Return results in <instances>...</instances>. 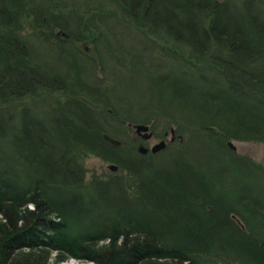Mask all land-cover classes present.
Here are the masks:
<instances>
[{"label":"trees","instance_id":"obj_1","mask_svg":"<svg viewBox=\"0 0 264 264\" xmlns=\"http://www.w3.org/2000/svg\"><path fill=\"white\" fill-rule=\"evenodd\" d=\"M33 1L0 0V114L17 111L23 101L49 100L56 92H66L67 83L76 85L80 95L65 93L66 101L50 100L56 113L41 116V123L29 114L18 128L17 112L4 116L9 124L0 127V264H59L71 257L94 264H264V166L227 144L231 138L264 143V0H141L136 7L127 5L130 0L115 2L122 17L186 48L180 74L191 84L182 106L193 108L199 120L181 118L190 128L184 150L175 155L184 154L195 137L209 147L215 139L223 147L217 151L224 161H241L247 172H259L260 197L248 189L233 206L226 204L228 194L216 179L184 173L181 181H168L156 165L150 172L143 155L133 152L111 157L128 170L127 177L95 175L86 180L88 156L108 160L106 152L124 145L115 146L105 137L108 104L101 109L93 104L107 102L99 93L103 83L88 89L73 75L48 72L33 60L26 43L15 38L25 27L22 21L33 16L29 12L38 10L30 6ZM157 6L163 9L157 11ZM97 10L96 16L118 15L102 7ZM156 12L174 17L162 18L160 24L150 16ZM54 14L42 23L50 27L57 21L72 32L79 29L74 30L71 19ZM33 61L39 67L26 71ZM104 88L110 93L113 87ZM108 112L119 121L131 120L116 108ZM12 132L21 140L16 148L28 143L37 155L34 176L22 177L20 165L8 166L4 142ZM176 134L183 137L179 127Z\"/></svg>","mask_w":264,"mask_h":264},{"label":"rangeland","instance_id":"obj_2","mask_svg":"<svg viewBox=\"0 0 264 264\" xmlns=\"http://www.w3.org/2000/svg\"><path fill=\"white\" fill-rule=\"evenodd\" d=\"M117 1L34 0L30 3V6L32 8L38 7V10L36 12L34 11L35 9L31 10L29 14L33 16L28 20L20 15V19H25L22 21L25 27L15 34V38L18 37L26 43L28 48L25 46V49L29 52L31 51L33 60L44 67H48V72L56 71L61 76L73 75L74 80L85 82L88 89L95 88L97 83L100 82L104 84L103 88H100L99 93H102V97L107 102L96 100L93 104L96 108L98 107L97 109H101V106L108 104L105 109V122H103L102 128L106 129L105 131L110 135L109 137L117 138L124 146L119 149H117L118 147L116 149L113 147L110 152H106L108 160H104L94 154L88 156L85 161L87 168L86 180L90 181L95 175L103 179L113 174L127 177L128 170L119 168L120 163L111 159L112 155L116 154V152L118 155L119 153H126L127 156H130V152L140 154L138 151L140 143L135 139L138 134L134 132L133 128L121 124L117 117L114 118L109 115L108 111L116 108L133 119V122H144L146 124V121L134 120L149 119L150 122L148 124L151 125V129L154 132L150 142L148 144L145 143L149 148L165 138V133L170 126L176 128V130L179 127V133L183 135L182 138L177 135L176 141L174 140L175 142L171 143V134H169L166 137L169 147L162 154H147L142 157L144 164L148 165V167L149 165L151 166L150 172H152V166L156 165L158 167L157 170L161 171L168 181H181L184 173L191 174L196 179L199 178L200 174H203L205 178H214L219 181L221 187L227 192L228 195L225 196V202L228 206H233L236 200L240 196L245 195L244 193L248 189H254L260 197L262 188L258 180L259 172L255 174L247 172L241 161H224L222 155L217 151L218 147H223L215 139L209 147L200 137H195L189 142L184 154L175 155V152L184 150L188 140L187 131L190 128L181 118L191 123H196L199 120L198 114L193 111V108L182 106L183 97L190 96L188 86L191 84L190 79L186 80L185 76L180 74L181 70L185 68L182 57L185 55L183 50H186V48L179 49L178 45L150 33L147 28L144 26L140 27L128 17H122L123 14L118 11L115 3ZM139 1L141 0H130L127 5L136 7ZM123 3L121 2V4ZM167 5H164V7L166 8ZM98 7H102L105 11L117 12L118 15H115L117 17L96 16L100 12L97 10ZM161 9L163 8L158 7L156 10ZM67 11H78L80 14L67 13ZM54 13H65L63 15H67L73 21L74 30L77 27L81 28L85 38L82 33L78 41H87L86 54L88 57L97 58L95 61L81 55L73 45L61 46L50 42L51 32L60 27L57 21L52 22L50 27L45 24L48 21V16H53L55 15ZM150 16L154 21L161 24L162 18H169L170 21L174 14L156 12ZM189 17L193 18V16ZM42 22L45 23L43 24ZM101 27L104 28V37L102 38H100ZM173 31H178V29L175 27ZM94 42H96L98 48H103V52L100 51V48L99 51L97 50ZM97 53L104 58L103 62L97 56ZM34 61L33 63H35ZM33 63H29L30 67H24L26 71L27 69L31 71L39 67L37 63H35L37 65ZM198 68H200V65H197L193 71L195 72ZM53 75L56 76L55 74ZM73 86L77 88L76 85L73 84ZM73 86L71 83H67L66 92H56L52 98L46 101H39L38 99L39 102L37 104L35 99H31L29 102L23 101L18 104L17 111L10 109L7 113L11 116L17 112L14 124L18 128L20 127V121H25L26 115L29 114L32 115L30 117L32 121L41 123V116L49 118V114L54 113L53 98L54 100L66 101L65 93H67V96L80 95V90L74 89ZM105 86L109 87V89L113 87L110 93L103 90ZM72 87L73 90H70L69 88ZM87 93L84 92L83 95ZM96 93H93L95 98L100 99ZM34 104L36 105L34 106ZM62 104L66 103L62 102ZM157 106L161 107V109H156L155 107ZM1 107L2 104H0ZM25 107H29V110H24ZM166 112L175 115L166 114ZM7 113L0 114V127L3 123H8L7 118L4 117ZM16 134L18 132H12L4 142L7 145L8 166L17 168L20 165L22 177L26 173L34 176L39 168L37 155L33 154V148L28 143H23L22 147L20 146V150L16 148L15 146H18L17 143L21 142L18 137H14ZM219 140L220 142L223 141V139ZM229 142L234 143L235 152L247 156L248 159L257 165L264 166L263 142L241 141L234 138H231ZM13 149H18V153ZM29 158L33 159L32 162H28ZM13 161H16L18 165L16 166ZM112 164L117 165L118 169L114 171L110 169L109 166ZM259 197L255 196L257 199ZM261 228L264 229V222L261 223ZM165 234L169 235V233ZM23 251L27 252L28 250ZM55 256L56 253L52 252L51 261L54 260ZM71 262L75 264H94L92 261L85 262L72 257L59 264Z\"/></svg>","mask_w":264,"mask_h":264},{"label":"water","instance_id":"obj_3","mask_svg":"<svg viewBox=\"0 0 264 264\" xmlns=\"http://www.w3.org/2000/svg\"><path fill=\"white\" fill-rule=\"evenodd\" d=\"M135 132L139 135L142 136L143 139L149 140L153 137L154 132L151 130V126L149 124H140V125H135L134 128ZM169 134H172L171 142L175 140L176 138V132L174 128H171L170 131H167L166 135L168 136ZM106 139H108L111 143H113L116 146L121 145V142L115 138L109 137L108 135L105 136ZM182 138V137H181ZM168 146V142L165 139H162L155 143L151 148L147 147L144 144H141L138 147V150L142 154H147L149 151H151L153 154L158 153L162 150H165ZM228 146L232 148L233 150L235 149L234 143L228 142ZM236 150V149H235ZM110 169L117 170L118 166L117 165H110Z\"/></svg>","mask_w":264,"mask_h":264},{"label":"flooded vegetation","instance_id":"obj_4","mask_svg":"<svg viewBox=\"0 0 264 264\" xmlns=\"http://www.w3.org/2000/svg\"><path fill=\"white\" fill-rule=\"evenodd\" d=\"M38 13V12H37ZM67 13H76L80 14L78 11H67ZM65 13H58L60 17L69 18L67 15H63ZM83 31L81 28L77 29V31H70L69 29H65L64 27H58L55 31L51 32V37L49 38L50 42L53 44H58L61 46L73 45L76 50H78L81 55L86 53L87 50V41H78ZM84 37V33H83ZM47 38V37H46ZM85 38V37H84ZM84 40V39H83ZM135 139L140 143L142 140L140 137L135 136ZM150 141L145 142L148 144Z\"/></svg>","mask_w":264,"mask_h":264},{"label":"bare ground","instance_id":"obj_5","mask_svg":"<svg viewBox=\"0 0 264 264\" xmlns=\"http://www.w3.org/2000/svg\"><path fill=\"white\" fill-rule=\"evenodd\" d=\"M51 84V88H53V89H55V87L57 86V85H55L53 82L52 83H50ZM62 86V85H61ZM63 87V86H62ZM131 119V118H130ZM134 121H137V120H134ZM119 122H121V124H123V125H127L128 127H130V128H134V126L135 125H140V124H144V123H142V122H133V119H131V120H126V121H124V122H122V120L121 121H119ZM121 126V125H120ZM177 136V135H176ZM171 138H172V134H171ZM170 138V139H171ZM180 138V137H179ZM171 141V140H170ZM172 142H174V140L172 141ZM236 218V217H235ZM63 264H75L74 262H71V263H63Z\"/></svg>","mask_w":264,"mask_h":264}]
</instances>
